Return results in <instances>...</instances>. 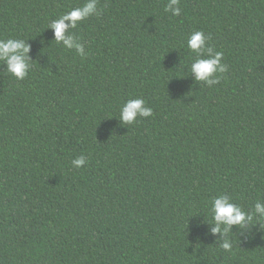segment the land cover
<instances>
[{
    "label": "trees",
    "instance_id": "obj_1",
    "mask_svg": "<svg viewBox=\"0 0 264 264\" xmlns=\"http://www.w3.org/2000/svg\"><path fill=\"white\" fill-rule=\"evenodd\" d=\"M86 0H0V39H23V80L0 61V264H264V220L212 233L211 201L264 202V0H98L54 41L52 20ZM202 30L228 70L195 80ZM143 98L153 114L126 125ZM84 155L86 165L72 160ZM258 215V214H257Z\"/></svg>",
    "mask_w": 264,
    "mask_h": 264
},
{
    "label": "clouds",
    "instance_id": "obj_2",
    "mask_svg": "<svg viewBox=\"0 0 264 264\" xmlns=\"http://www.w3.org/2000/svg\"><path fill=\"white\" fill-rule=\"evenodd\" d=\"M98 0H86L80 6L62 14L59 18L52 20L48 25L54 30V41L61 44L67 50H74L78 55H86L80 38L72 30L78 24L93 15H99L102 11L97 7ZM165 12H171L179 16L181 9L179 0H168ZM208 37L202 30H194L186 39V48L195 58L190 64L191 72L195 73L197 82H204L212 86L220 82L221 75L228 70V66L222 63L224 53L215 51L208 46ZM29 46L23 39L7 38L0 39V61L6 65V72L17 80H23L29 74L32 65L30 64ZM152 108L146 106L143 98L129 99L120 108L119 118L126 125L135 124L138 117L148 118L152 116ZM74 168L79 169L86 165V158L80 155L72 160ZM211 222L214 224L212 233L220 234L223 243L220 245L225 251L232 248V240L229 236L231 226H244L246 223L264 220V202L257 201L254 207L244 210L241 206L233 203L232 197L228 194H219L211 201L209 209ZM258 214V215H257Z\"/></svg>",
    "mask_w": 264,
    "mask_h": 264
}]
</instances>
